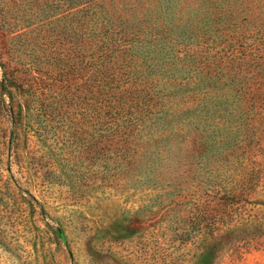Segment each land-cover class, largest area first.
<instances>
[{
  "label": "rangeland",
  "instance_id": "374dc122",
  "mask_svg": "<svg viewBox=\"0 0 264 264\" xmlns=\"http://www.w3.org/2000/svg\"><path fill=\"white\" fill-rule=\"evenodd\" d=\"M173 1L184 20L160 46L175 63L144 88L115 71L112 89L156 97L128 103L127 137L123 103L58 77L104 28L95 11L0 0V264H264V104L242 118L248 103L206 78L220 61L257 73L264 0Z\"/></svg>",
  "mask_w": 264,
  "mask_h": 264
},
{
  "label": "trees",
  "instance_id": "16d2710c",
  "mask_svg": "<svg viewBox=\"0 0 264 264\" xmlns=\"http://www.w3.org/2000/svg\"><path fill=\"white\" fill-rule=\"evenodd\" d=\"M47 1L48 8L51 12L56 11L57 14H65L68 11L77 10L80 6H87L90 12L95 11V15L98 18L97 24L94 23L93 25L99 27L101 20L104 28L100 32H98L99 29L95 30L90 35L92 38L77 40L73 48L75 57L74 66H72L73 73L68 74L66 72L59 74L58 77L66 79L69 75H72L73 80H81L83 86H95V91L98 93V98L95 103L98 105L112 98L117 105L123 103L127 115L125 122H127L126 133L128 137L133 133L132 126L137 124L133 121L132 114L127 110L128 103L135 98H139L142 106H145L151 102H155L156 97L152 93L148 94L146 91L144 93L141 92L135 85H130L120 90L118 88H115L116 90L112 89L111 83L118 85L115 71L127 68L130 77L134 76V79L141 82L144 88L149 83L150 75L161 74L162 65L163 68H166L167 65L172 66L175 63V57L168 54L171 42L163 46H160V42L167 38L172 41L173 38L168 36V32H170L169 26L174 17L176 20L178 18L179 21L184 20V16L180 15L183 12L182 4L174 2L173 0ZM150 5L154 7L150 8ZM127 8L130 9L129 12L126 11ZM140 10H143L142 16H139L137 13ZM125 11L128 15L124 17L122 13ZM78 12L82 11L78 10ZM114 21L118 24L113 25ZM157 26H165V29L159 30L156 28ZM111 27L114 29L113 32L110 31ZM146 28L150 29L149 32L142 33ZM128 30L133 32V38L127 37L126 32ZM182 31L185 32V30ZM122 38L127 42H125L123 49L119 43V40ZM129 43L132 44L128 45ZM150 52H152L151 55ZM159 53L161 59H159ZM166 57L170 58L169 61L165 60ZM152 60L159 62L154 63ZM262 60H264V54L254 56L250 60L252 68L257 70V73L254 75L247 68L234 62H232V66L225 69L221 61L211 65L214 73H210L209 71L206 73L209 84L220 83L223 87H227L229 89L228 95L231 94L239 106L242 105L239 102L248 103V107L243 111L242 118H246L247 114L263 108L264 87H258V85H264V64L262 65L260 62ZM259 77L263 78V80ZM155 80H161V76ZM131 83L133 84L135 81H131ZM100 84L106 86H98ZM253 87L256 89L255 92H252ZM122 97H125V99L122 100ZM239 131L237 127L236 132L238 133Z\"/></svg>",
  "mask_w": 264,
  "mask_h": 264
}]
</instances>
